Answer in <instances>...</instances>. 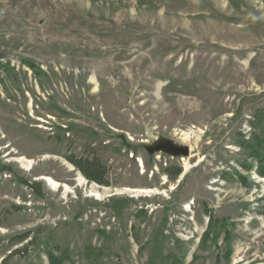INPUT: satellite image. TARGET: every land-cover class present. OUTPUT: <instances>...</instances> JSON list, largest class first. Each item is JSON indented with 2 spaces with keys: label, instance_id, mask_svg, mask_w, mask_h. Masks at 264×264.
<instances>
[{
  "label": "rangeland",
  "instance_id": "374dc122",
  "mask_svg": "<svg viewBox=\"0 0 264 264\" xmlns=\"http://www.w3.org/2000/svg\"><path fill=\"white\" fill-rule=\"evenodd\" d=\"M263 142L264 0H0V264H264Z\"/></svg>",
  "mask_w": 264,
  "mask_h": 264
},
{
  "label": "trees",
  "instance_id": "16d2710c",
  "mask_svg": "<svg viewBox=\"0 0 264 264\" xmlns=\"http://www.w3.org/2000/svg\"><path fill=\"white\" fill-rule=\"evenodd\" d=\"M256 160H257V169L256 172L257 174L261 177L264 178V142L259 146L258 153L256 155ZM73 165L85 176L86 179H88L91 182H94L97 185H103V167L100 166L97 160H78L74 161L72 160ZM246 168V170H248ZM167 176L170 179H175L180 175V170L179 169H172L168 170L166 172ZM52 264H56L55 259L52 257L50 258Z\"/></svg>",
  "mask_w": 264,
  "mask_h": 264
},
{
  "label": "water",
  "instance_id": "95a60500",
  "mask_svg": "<svg viewBox=\"0 0 264 264\" xmlns=\"http://www.w3.org/2000/svg\"><path fill=\"white\" fill-rule=\"evenodd\" d=\"M148 152H163L169 156L187 158L189 156V148L187 146L175 144L168 139H160L149 147Z\"/></svg>",
  "mask_w": 264,
  "mask_h": 264
},
{
  "label": "bare ground",
  "instance_id": "6f19581e",
  "mask_svg": "<svg viewBox=\"0 0 264 264\" xmlns=\"http://www.w3.org/2000/svg\"><path fill=\"white\" fill-rule=\"evenodd\" d=\"M40 180H42V181H46L47 182V184L51 187V188H53V190L55 191V189L57 188V184L55 183V182H53L51 179H49V178H47V177H41L40 178ZM126 192L128 191V190H125ZM131 192H137V193H142V194H145V193H147L146 191H143V190H141V191H136V190H132ZM150 193V192H149ZM157 192H155V194H156ZM119 194H121V193H119ZM90 196L91 197H94V196H97V195H94V194H90ZM186 209H188L189 207H185Z\"/></svg>",
  "mask_w": 264,
  "mask_h": 264
},
{
  "label": "flooded vegetation",
  "instance_id": "af4514ba",
  "mask_svg": "<svg viewBox=\"0 0 264 264\" xmlns=\"http://www.w3.org/2000/svg\"><path fill=\"white\" fill-rule=\"evenodd\" d=\"M149 148V147H148ZM70 160V159H69ZM70 162L73 164L72 160H70ZM104 185V184H103Z\"/></svg>",
  "mask_w": 264,
  "mask_h": 264
}]
</instances>
